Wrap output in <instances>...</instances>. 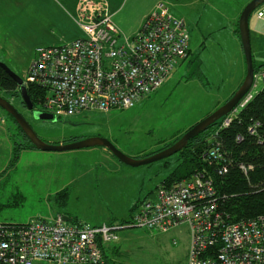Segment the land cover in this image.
<instances>
[{
    "label": "rangeland",
    "instance_id": "rangeland-1",
    "mask_svg": "<svg viewBox=\"0 0 264 264\" xmlns=\"http://www.w3.org/2000/svg\"><path fill=\"white\" fill-rule=\"evenodd\" d=\"M106 1L110 12L115 11L117 26L123 34L131 36L129 30L135 28L160 0ZM164 1L173 14L185 20L191 52L175 64L157 91L134 107L110 111L93 109L59 116L44 110L40 103L35 104L34 111L24 107L20 91L16 95L0 87V95L18 108L47 142L66 143L102 136L131 157L143 158L145 156L140 154L144 151L146 154L158 152L165 143L175 140L226 102L238 85L240 59L245 78L243 49L239 59L241 38L234 31L240 39L238 43L232 36V29L234 25L235 30L239 28L242 10L251 0ZM75 3L76 0H66L68 12L59 24L53 20L52 5L48 0L0 3L4 28L10 22L16 34L5 50V53L9 52L8 56L0 61L20 75L26 86V70L38 47L58 45L83 36L70 15ZM36 8L45 16L35 15ZM258 9L250 16L249 28L254 62L261 66L264 65V18H258ZM263 88L264 77L259 75L250 92L255 96ZM0 111L5 116L0 115V124L8 129L10 141L15 144L22 137L9 114L1 107ZM35 112L51 118H36ZM7 144L2 137L0 222L7 223L26 224L33 218L49 220L58 212H66L89 225L119 224L133 213L136 204L155 196L158 186L172 171L165 162L168 160L173 164L175 161L172 155L134 167L114 155L108 159L99 152L89 154L84 151L87 149L79 148L62 152L68 156L58 157L57 151H49L41 158L25 155L11 165L14 155L9 159ZM62 176L74 181L68 188V197L58 199L55 191ZM118 232L120 240L109 244L110 248L118 247V251L113 254L109 248L108 253L121 264H189L191 230L188 223L167 232L142 227H125Z\"/></svg>",
    "mask_w": 264,
    "mask_h": 264
},
{
    "label": "built area",
    "instance_id": "built-area-1",
    "mask_svg": "<svg viewBox=\"0 0 264 264\" xmlns=\"http://www.w3.org/2000/svg\"><path fill=\"white\" fill-rule=\"evenodd\" d=\"M257 16L264 18V6ZM75 22L83 36L38 47L26 70L27 86L46 91L43 109L59 116L129 109L154 93L190 53L187 24L164 0L131 36L117 26L106 0H80ZM259 75L264 77V68L253 84ZM253 98L249 91L216 135ZM221 146L216 141L208 149L210 163L224 162ZM219 200L210 174L197 171L188 179L161 183L154 197L137 205L129 223L89 225L68 222L63 214L26 224L0 222V264H107L103 247L120 240L119 229L167 232L183 223L191 230L189 264H264V215L233 223Z\"/></svg>",
    "mask_w": 264,
    "mask_h": 264
},
{
    "label": "trees",
    "instance_id": "trees-1",
    "mask_svg": "<svg viewBox=\"0 0 264 264\" xmlns=\"http://www.w3.org/2000/svg\"><path fill=\"white\" fill-rule=\"evenodd\" d=\"M263 6L264 4L259 8ZM236 31L240 35L239 28ZM263 67L264 65H255V71L258 72ZM0 87L12 94L19 95V86L16 80L2 66H0ZM27 87L34 103H41L46 91L34 84H29ZM22 104L25 107L23 101ZM9 116L16 126L18 135L22 137L14 144V159L11 165H15L22 149L36 147L24 134L16 120L10 114ZM222 120L223 118L210 125L205 131L192 138L183 150L174 154L175 163L172 164L168 160L165 162V166L172 168V171L162 183L170 184L181 181L190 178L197 171H204L212 177L218 191L221 210L230 222L235 223L264 215V88L254 96L246 107L240 110L229 126L221 128L216 135L215 132L219 129ZM183 134L181 133L175 140L165 143L159 151L175 143ZM214 134L216 137H213ZM216 141H220L222 144L221 151L224 160L218 165L210 163L206 155L208 149ZM153 153L155 152L144 154V156ZM61 197H68V188L57 192L56 198ZM65 200L64 203H66ZM137 205L133 207V213L124 218L121 223L132 221ZM73 222L79 221L73 218ZM108 247H103L106 262L121 264V262L112 259L108 253Z\"/></svg>",
    "mask_w": 264,
    "mask_h": 264
},
{
    "label": "water",
    "instance_id": "water-1",
    "mask_svg": "<svg viewBox=\"0 0 264 264\" xmlns=\"http://www.w3.org/2000/svg\"><path fill=\"white\" fill-rule=\"evenodd\" d=\"M264 4V0H251L242 10V13L239 18V33L242 42V47L244 50L245 61H246V76L235 91L233 96L228 99L222 106L217 108L214 112L210 113L204 119L198 121L195 125L189 128L175 143L172 145L155 152L151 155H147L143 158L131 157L124 152H122L112 141L108 138L102 136L89 137L80 141H71L66 143H50L43 140L38 133L34 130L29 120L24 116V114L8 99L0 95V107L3 108L8 114H10L21 127L24 134L28 139L35 145L37 149L43 151H68L72 149L79 148H89L95 146L106 147L115 157L120 159L125 164L130 166H141L145 164L152 163L161 159L168 158L181 150H183L189 143V141L194 138L196 135L205 131L210 125L217 122L219 119L224 118L229 115L241 101V99L250 91L253 86L255 79V65L254 57L252 51V43L250 36L249 28V19L254 10L259 8ZM0 66H2L17 82L19 86V91L22 95L23 102L25 106L34 111L35 103L31 99L28 93V87L24 84V79L14 72L5 62L0 61ZM36 118L49 119L51 117L46 114H37L34 115ZM64 219L68 222L73 221L72 217L68 215L63 216Z\"/></svg>",
    "mask_w": 264,
    "mask_h": 264
},
{
    "label": "crops",
    "instance_id": "crops-1",
    "mask_svg": "<svg viewBox=\"0 0 264 264\" xmlns=\"http://www.w3.org/2000/svg\"><path fill=\"white\" fill-rule=\"evenodd\" d=\"M22 1H25V0H0V3H12V2L13 3H20ZM27 1L38 3V2H40L42 0H27ZM79 1L80 0H76L73 14L70 13V15H71L72 19L74 20V22H75V17L77 15V8H78ZM65 2H66V0H48V3L52 5V8H50V12H51V14L53 16V20H54L55 23L57 22L59 24L60 19L61 18L65 19L66 15H67L68 9L66 8ZM110 7H111V4H110ZM35 10H36L35 15H41L42 17L45 16V15H43L42 11L39 10V8H36ZM114 12H112L113 13V18H114ZM147 14H148V12L144 15L143 20L145 19ZM3 19H4L3 18V13L0 12V60H5V58L8 56L9 52L5 53V50L8 49L7 46L10 45L11 38L13 36H16L14 28H13V26H12V24L10 22H7V26H6V28H4ZM143 20L141 19V21L138 23V25L135 28L130 29L129 30L130 31L129 34L133 35L135 32H137V30L141 27V25L143 23ZM114 21H115V18H114ZM234 31H236L235 30V25L233 26V29H232V36L234 38H236V41H238V43H239L240 39L236 36ZM190 47H191V39H190ZM242 49L243 48H242V44H241L239 59L241 58V55H242V52H241ZM190 52H191V49H190ZM238 52H239V50H238ZM240 66H241L240 69H239L240 73H238V80H236L238 82V85H237V87H235L233 89V91L230 94V96L239 88V86L242 84V82L244 80L243 79V75L245 73L243 74L244 66H243V62H241V59H240ZM245 69H246V66H245ZM0 115H3V113L1 111H0ZM1 125H3V124H0V135L5 138V141L8 142V144H7V146H8L7 147L8 148L7 155H9L8 157L10 159V157L14 154V143L10 141V137H9V134H8V129L7 128H5V129L2 128ZM2 137H0V144L2 142ZM60 143H65V142L64 141H60ZM154 148H156V147H154ZM0 149H1V146H0ZM85 149H87V150H84V151H87L86 153H89V154H91V153L95 154V153L99 152V153L103 154L108 159H111V157H113V154L106 147L95 146V147H89V148H85ZM149 151H152V150L149 149ZM47 152H49V151H43V150H40V149H37V148H24L20 152L19 159H21L25 155L30 157V158L31 157H33V158H41L44 155H46ZM146 152L147 151H144L140 155H144V154H146ZM64 153L58 152L57 155H58V157H60V156H68V154L65 155ZM68 153H71V152H68ZM127 153L130 154V152H127ZM0 158H3V154L1 152V150H0ZM68 180H70V181L68 182ZM68 180H66V176H62L60 182H58L59 183V187H58V189H56L55 192H58L60 190L66 189V188H69V186H71V184L73 183L74 179L71 178V179H68ZM57 214H63V215H67L68 214V216L72 217V219L75 218L74 216H72V215H70L69 213H66V212H64V213L58 212ZM108 248H110V246ZM110 249L112 250L113 254L118 251V247H116L115 245H113ZM113 260L117 261L116 259H113Z\"/></svg>",
    "mask_w": 264,
    "mask_h": 264
}]
</instances>
